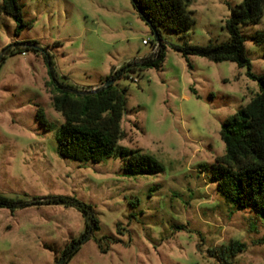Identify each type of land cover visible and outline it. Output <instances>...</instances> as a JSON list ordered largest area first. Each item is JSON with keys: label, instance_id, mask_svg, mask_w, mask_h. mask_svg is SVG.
Instances as JSON below:
<instances>
[{"label": "rangeland", "instance_id": "obj_1", "mask_svg": "<svg viewBox=\"0 0 264 264\" xmlns=\"http://www.w3.org/2000/svg\"><path fill=\"white\" fill-rule=\"evenodd\" d=\"M20 1L32 26L16 37L0 0V194L67 197L92 208L99 231L69 264H264V219L240 209L211 179V166L226 152L223 123L251 102L258 84L234 63L191 57L189 66L171 48L229 42L230 8L244 0H192L195 25L186 36L161 29V69L120 83L128 87L122 123L128 136L120 146L142 150L164 169L141 177L127 176L114 157L94 164L59 154L64 119L53 108L43 55L61 81L100 88L115 69L155 52L151 27L131 0ZM240 31L252 72L264 75V44L253 39L264 33V16ZM26 41L41 51L4 53ZM39 109L49 130L36 120ZM88 224L76 208L0 209V264H56Z\"/></svg>", "mask_w": 264, "mask_h": 264}, {"label": "trees", "instance_id": "obj_2", "mask_svg": "<svg viewBox=\"0 0 264 264\" xmlns=\"http://www.w3.org/2000/svg\"><path fill=\"white\" fill-rule=\"evenodd\" d=\"M140 17L159 35L158 51L150 56L115 69L102 82L114 83L108 88L93 92L78 89L64 80L61 81L54 68L51 57L44 52L48 74L54 85L52 104L61 114L64 123L58 131V151L66 159L80 163L100 164L106 159L117 158L124 163V172L129 177L156 176L164 169L152 156L140 149L120 146L127 139L122 126L127 113V86L122 81L138 83L148 70H159L166 58L161 29L169 30L178 36H186L194 27V13L189 11L192 0H131ZM231 17L227 22L230 41L206 47L171 45L190 66L191 57L205 58L214 63L231 62L239 68L247 69V76L256 82L259 93L238 113L228 118L222 126L221 137L226 146L225 155L218 157L211 166V179L217 184L218 191L236 201L243 210H253L264 219V75L252 72L247 57L245 39L240 26L260 23L264 16V0H244L242 4L230 8ZM1 11L16 23L15 36L21 37L30 29L31 22L24 18V5L20 0H2ZM257 44H264V33L256 34ZM25 55L26 51L39 53L36 41H26L17 48L8 46L5 54L15 52ZM5 60V56L1 61ZM67 80V79H66ZM100 87V88H101ZM97 88V89H100ZM36 120L49 130L51 125L44 112L39 109ZM37 206H64L76 208L89 218L87 232L65 250L56 264H69L81 250L83 244L91 240V234L99 231V222L92 214V208L67 197H48L12 199L0 194V209L24 210ZM102 253H107L99 245Z\"/></svg>", "mask_w": 264, "mask_h": 264}, {"label": "water", "instance_id": "obj_3", "mask_svg": "<svg viewBox=\"0 0 264 264\" xmlns=\"http://www.w3.org/2000/svg\"><path fill=\"white\" fill-rule=\"evenodd\" d=\"M154 35H155V38H156V43L159 45L160 44V40H159V35L157 32H154ZM114 82L111 81V82H108L106 83L103 87H101L100 89H94L93 92H97V90H102L104 88H108L109 86H111Z\"/></svg>", "mask_w": 264, "mask_h": 264}, {"label": "built area", "instance_id": "obj_4", "mask_svg": "<svg viewBox=\"0 0 264 264\" xmlns=\"http://www.w3.org/2000/svg\"><path fill=\"white\" fill-rule=\"evenodd\" d=\"M145 44H149L148 42H145ZM158 47H159V45L158 44H156V46H155V52L154 53H156L157 51H158Z\"/></svg>", "mask_w": 264, "mask_h": 264}, {"label": "crops", "instance_id": "obj_5", "mask_svg": "<svg viewBox=\"0 0 264 264\" xmlns=\"http://www.w3.org/2000/svg\"><path fill=\"white\" fill-rule=\"evenodd\" d=\"M99 86L94 87V89H97Z\"/></svg>", "mask_w": 264, "mask_h": 264}]
</instances>
